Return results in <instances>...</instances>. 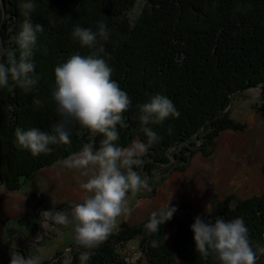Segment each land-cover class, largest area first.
Wrapping results in <instances>:
<instances>
[{
	"label": "trees",
	"instance_id": "obj_1",
	"mask_svg": "<svg viewBox=\"0 0 264 264\" xmlns=\"http://www.w3.org/2000/svg\"><path fill=\"white\" fill-rule=\"evenodd\" d=\"M138 1L35 0L31 19L33 24L44 27L38 34L33 57L38 84L28 93L19 87L11 91L0 87V187L6 192L20 191L42 170L80 151L85 143L99 147L104 139L102 134L91 133L76 124L71 129V144L53 145L48 154L33 156L16 142L17 127L24 130L37 127L51 132L52 126L60 120L51 100L56 86L55 68L76 53L82 56L91 53L73 39L76 25L96 31L98 24L104 21L110 30L105 49L111 57L108 63L114 69L111 78L132 101L130 109L123 114L128 127L117 126L119 146L126 147L136 138L147 143L137 105L147 103L151 96H167L179 112L178 118L149 125L160 139L149 147L142 168L136 169L142 175H150L159 167L179 170L173 166L174 158V165L180 164L184 169L193 153L189 148H194V142L200 137L213 143L229 129L246 130V125L237 126L228 119L226 110L242 92L264 84V0H148L146 10L131 20L130 14ZM19 2L0 0V52L18 49L15 39L24 20ZM0 59L5 57L0 56ZM35 99H40L42 105H34ZM41 201L39 204L43 203ZM43 208L38 209L36 220L31 213H26L24 218H18V224L27 223L29 228L35 221L31 224L33 230L29 229L32 233L40 231ZM71 209L64 207L59 211L70 212ZM223 212L219 217L226 221L243 218L253 247L257 244L264 247V194ZM194 220L180 222L178 217L161 227L157 232L158 249L151 250L155 264L174 261L219 264L214 257L198 253L191 230ZM124 228L130 230L125 232V241L150 235L144 228L138 230L123 224L122 230ZM172 228L178 231L173 255L164 246L161 248L158 241ZM15 232L20 231L10 233ZM121 241L108 238L98 248L90 250L92 255L87 264H130L116 251L115 246ZM69 248L68 264H81L80 254L88 250L76 242ZM74 250L79 254L73 256ZM23 254L27 256V252ZM42 264H65V260L57 253L53 261ZM257 264H264V255L259 256Z\"/></svg>",
	"mask_w": 264,
	"mask_h": 264
},
{
	"label": "clouds",
	"instance_id": "obj_2",
	"mask_svg": "<svg viewBox=\"0 0 264 264\" xmlns=\"http://www.w3.org/2000/svg\"><path fill=\"white\" fill-rule=\"evenodd\" d=\"M24 20L16 35L18 49H4L0 52V87L11 91L19 87L31 92L38 84L33 62L37 50L38 34L44 31L40 24H33L31 13L35 10V0H20ZM74 40L81 47L91 50L87 56L79 53L72 55L65 63L55 68V88L51 100L55 103L60 120L52 126L51 132L33 127L15 130L18 147L29 151L33 156L48 154L53 145H70L71 129L78 124L91 133L102 134L104 139L99 147L85 143L82 149L67 157L66 167L83 170L82 175L90 178L80 187L85 190L83 202L75 205L71 212L45 211L42 219L55 225L74 226L75 242L87 249L80 254L81 264H87L92 252L101 246L117 226L118 218L130 214L129 193L135 195L148 187L146 178L136 169L142 168L143 157L149 147L160 137L149 125L162 124L169 118H178L179 112L174 103L165 95L155 94L147 103L137 105L141 131L147 143L134 139L128 146L117 144L119 132L127 128L123 115L131 107V98L113 80L114 69L108 61L105 42L109 40L110 30L104 21L98 30L76 25L72 31ZM34 105H42L40 99ZM177 208L162 207L152 211L145 228L149 233H157L170 221ZM197 251L204 257L212 256L219 264H257L264 247H253L248 228L243 218L226 221L223 217L197 216L191 226ZM156 242L153 241V246ZM10 264H41V256L24 255L13 251Z\"/></svg>",
	"mask_w": 264,
	"mask_h": 264
},
{
	"label": "rangeland",
	"instance_id": "obj_3",
	"mask_svg": "<svg viewBox=\"0 0 264 264\" xmlns=\"http://www.w3.org/2000/svg\"><path fill=\"white\" fill-rule=\"evenodd\" d=\"M146 7L148 0H139L130 14L131 20L146 10ZM263 97L264 84L238 95L226 110V114L237 126L246 125V130L241 132L229 129L213 143L200 137L194 142V148H189L193 153L184 169L180 164L174 165V158L173 166L179 170L159 167L156 171L152 170L150 175H142L139 171L146 178L148 187L135 195L129 193L130 214L118 218L116 228L108 237L123 240L115 247L128 263L155 264L151 250L158 249L156 244L153 246L158 234L147 232L150 235L144 234L142 239L137 236L133 240L125 241V232L130 230H122L123 224L133 229L145 230L143 225L149 222L151 212L166 207L169 203L170 207L177 208L171 220L179 217L180 222H187L197 216L217 217L226 208L238 207L264 194ZM82 172L83 170L66 167L62 161L42 170L18 192L8 193L0 187V264H10L13 251L21 255L24 252H27L26 255H35L36 251L41 256V264L53 261L58 253L65 260V264L69 263V246L75 242L74 226L55 225L53 222L42 224L40 221V231L27 234V223L22 225L17 221L18 218H24L26 213L38 215V209L42 207L45 211H59L61 208L71 209L82 203L85 190L80 185L91 175L84 176ZM38 196L43 199L42 204H39L41 200ZM36 219L35 216L34 220ZM31 224L29 228L32 229ZM12 230L20 232L11 234ZM119 232L121 233L117 235ZM20 233L32 242L25 241ZM176 235L178 236V231L175 228L165 231L163 239L158 238L161 248L164 246L175 254ZM147 246L149 250L146 249ZM78 252L74 250L71 254L74 256ZM171 264L180 263L174 261Z\"/></svg>",
	"mask_w": 264,
	"mask_h": 264
},
{
	"label": "flooded vegetation",
	"instance_id": "obj_4",
	"mask_svg": "<svg viewBox=\"0 0 264 264\" xmlns=\"http://www.w3.org/2000/svg\"><path fill=\"white\" fill-rule=\"evenodd\" d=\"M41 222H42V224H43V222H47V223L53 224V223H51V221H45L44 219H43ZM39 226H40V225H39ZM42 226H43V225H42ZM25 232H26L27 234H29V233L31 234V233H32V230L28 228V229L25 230ZM25 232H24V233H25ZM32 234H33V233H32ZM9 235H10V234H9ZM21 235H22V233H21ZM22 237L24 238L25 241H27V242H32V241H28V239L25 238V237H26L25 235H22ZM43 239H44V236L42 235V240H43ZM42 240H41V241H42Z\"/></svg>",
	"mask_w": 264,
	"mask_h": 264
},
{
	"label": "water",
	"instance_id": "obj_5",
	"mask_svg": "<svg viewBox=\"0 0 264 264\" xmlns=\"http://www.w3.org/2000/svg\"><path fill=\"white\" fill-rule=\"evenodd\" d=\"M258 87H260V86H258ZM258 87H257V88H258Z\"/></svg>",
	"mask_w": 264,
	"mask_h": 264
}]
</instances>
